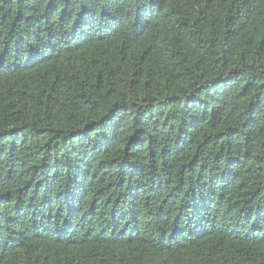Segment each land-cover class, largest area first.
Instances as JSON below:
<instances>
[{
  "label": "trees",
  "instance_id": "obj_1",
  "mask_svg": "<svg viewBox=\"0 0 264 264\" xmlns=\"http://www.w3.org/2000/svg\"><path fill=\"white\" fill-rule=\"evenodd\" d=\"M0 264H264V0H0Z\"/></svg>",
  "mask_w": 264,
  "mask_h": 264
}]
</instances>
